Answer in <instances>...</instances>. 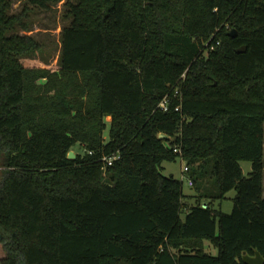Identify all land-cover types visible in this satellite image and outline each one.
<instances>
[{"label":"trees","instance_id":"trees-1","mask_svg":"<svg viewBox=\"0 0 264 264\" xmlns=\"http://www.w3.org/2000/svg\"><path fill=\"white\" fill-rule=\"evenodd\" d=\"M20 1L0 0V264L264 256V0H65L56 70L25 63L44 44L21 31L63 0Z\"/></svg>","mask_w":264,"mask_h":264},{"label":"rangeland","instance_id":"rangeland-1","mask_svg":"<svg viewBox=\"0 0 264 264\" xmlns=\"http://www.w3.org/2000/svg\"><path fill=\"white\" fill-rule=\"evenodd\" d=\"M13 11H19L23 2L20 0H13ZM64 2L61 1L58 4L52 5L49 9H41L35 8L32 11L31 19H32V28L30 31L21 33H27L29 35L34 36L37 40L41 41L44 46L42 52L37 55L35 58H27L25 59V63L30 67H43L50 68L52 70H56L59 68V56L61 52V30L62 26L65 23L63 19V11H64ZM44 82V81H42ZM107 128L104 132V138L107 141L109 139V127L111 117L106 118ZM73 151L75 152H83L82 148L79 145H75ZM187 164V161L182 157H178L175 161H165L163 163V173L167 176L174 175L178 179L183 180V191L186 195H188L185 199V211L188 208L199 202L198 192L196 190V185L193 186L189 184V178L191 177V173H183V168ZM241 166L243 169V173L245 176L252 170V164L250 161H241ZM210 191L215 192L216 187L213 180H210L208 186ZM236 196V190H230L224 199L216 200L214 206L218 209H221L223 212L231 213L233 210L234 197ZM205 201L204 199L201 200ZM184 217V214L182 215ZM206 250L217 254L218 250L213 248L209 242H206ZM2 249L0 247V256H2Z\"/></svg>","mask_w":264,"mask_h":264},{"label":"water","instance_id":"water-1","mask_svg":"<svg viewBox=\"0 0 264 264\" xmlns=\"http://www.w3.org/2000/svg\"><path fill=\"white\" fill-rule=\"evenodd\" d=\"M230 35L232 37H234L236 35V30H232ZM237 51L238 52H245L246 47L242 46V47L238 48ZM163 137H164V135L160 134V138H163ZM75 156H76V154L74 151H71L69 153L70 158H74ZM205 205H207V204H205ZM243 259H244V262L246 264H264V256L259 251H256L255 255H249L247 253H244Z\"/></svg>","mask_w":264,"mask_h":264},{"label":"built area","instance_id":"built-area-1","mask_svg":"<svg viewBox=\"0 0 264 264\" xmlns=\"http://www.w3.org/2000/svg\"><path fill=\"white\" fill-rule=\"evenodd\" d=\"M168 98L166 97L165 99H163L160 103V108L163 110H168ZM178 109V108H177ZM120 158V154L119 153H115L111 156L105 157L104 160L108 163V164H112L114 160ZM189 171V166L188 164H186L183 168V173H187ZM189 184L193 186L194 182L192 180V178H189Z\"/></svg>","mask_w":264,"mask_h":264}]
</instances>
